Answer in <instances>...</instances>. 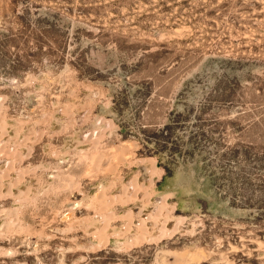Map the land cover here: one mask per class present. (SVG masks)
Wrapping results in <instances>:
<instances>
[{"label":"rangeland","instance_id":"obj_1","mask_svg":"<svg viewBox=\"0 0 264 264\" xmlns=\"http://www.w3.org/2000/svg\"><path fill=\"white\" fill-rule=\"evenodd\" d=\"M161 257L264 264V0H0V264Z\"/></svg>","mask_w":264,"mask_h":264},{"label":"bare ground","instance_id":"obj_2","mask_svg":"<svg viewBox=\"0 0 264 264\" xmlns=\"http://www.w3.org/2000/svg\"><path fill=\"white\" fill-rule=\"evenodd\" d=\"M176 185L177 184L175 183L174 186H176ZM183 217L184 216L181 215V217L175 219L176 221L172 224L171 227H168L166 225V223H163V221H166V219H164L160 222L156 221V220H153V221L149 220V221H151L152 227H155V229H161V234H159V235H164V234L172 235V234H174L180 230L178 228V221ZM145 218H142L140 220V222L137 223V226H139V228H140L139 231H140L141 235L146 232L145 231V227H146L145 226ZM179 226H180V224H179ZM151 238H153V237L150 236L149 239H151ZM206 255H207V252L200 247H195L193 249L184 248L183 250H181L177 253L178 258H179V260H181L182 263H185L183 261H187V260L197 261V260L203 259ZM161 258L162 259H159L161 261L158 260V262H157L158 264L164 263L163 257H161Z\"/></svg>","mask_w":264,"mask_h":264}]
</instances>
